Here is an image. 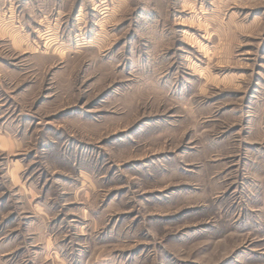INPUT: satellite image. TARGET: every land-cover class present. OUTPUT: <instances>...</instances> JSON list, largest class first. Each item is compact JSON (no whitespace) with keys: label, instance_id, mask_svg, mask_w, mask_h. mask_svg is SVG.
Returning a JSON list of instances; mask_svg holds the SVG:
<instances>
[{"label":"rangeland","instance_id":"rangeland-1","mask_svg":"<svg viewBox=\"0 0 264 264\" xmlns=\"http://www.w3.org/2000/svg\"><path fill=\"white\" fill-rule=\"evenodd\" d=\"M0 264H264V0H0Z\"/></svg>","mask_w":264,"mask_h":264}]
</instances>
